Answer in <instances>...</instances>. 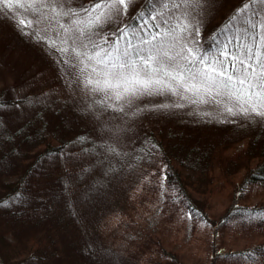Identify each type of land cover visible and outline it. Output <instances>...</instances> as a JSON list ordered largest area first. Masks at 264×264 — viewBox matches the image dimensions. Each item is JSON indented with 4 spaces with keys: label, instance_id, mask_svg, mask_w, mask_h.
<instances>
[{
    "label": "trees",
    "instance_id": "trees-1",
    "mask_svg": "<svg viewBox=\"0 0 264 264\" xmlns=\"http://www.w3.org/2000/svg\"><path fill=\"white\" fill-rule=\"evenodd\" d=\"M225 2L221 0L217 11L208 12L202 20L197 39L203 49L214 48L212 35L228 23L245 0ZM88 3L72 0L73 7ZM143 3L136 0L122 23L127 24ZM0 29L4 31L0 34V55L5 54L6 65L14 74L9 83L0 85V110L11 107L16 113L17 104L27 106L16 121L0 113V199L17 192L24 197L23 204L0 207V264H142L137 258L140 252L120 254L111 243V235L105 241L102 231L92 226L95 221L98 226L105 213L94 209L96 196L104 192L119 202L128 189L148 180L147 176L153 183L162 177L166 193L158 192L157 196H163L167 205L174 202V212L186 214L193 229L198 223L222 234L228 227L254 222L263 227L264 215L259 213L264 212V203L237 201L250 189L264 191V126L259 120L210 119L201 125L163 121L149 126L146 119L154 110L145 103L133 110L135 114L117 113L106 135L98 132L95 123L85 120L81 108L75 106L78 103L64 93L54 69L27 38L4 25L1 18ZM81 136L88 140L77 142ZM240 143L242 147L236 152ZM101 144L114 145L119 155L106 152ZM154 144L158 148H153ZM60 159L63 170L52 166ZM64 177L69 191L65 190ZM218 178L220 186L215 185ZM226 186H231V200H236L213 220L208 215V203ZM66 191L73 198L72 204ZM241 210H257L258 214L253 218ZM78 222L90 229V238L105 253L102 257L96 258L89 251ZM157 244L150 251L164 258L157 264H184L176 252ZM139 246L143 251L147 244L143 241ZM261 246L264 241L256 235L248 238L247 245L225 251H220L213 240L206 264L246 262L237 256L226 258L225 253L248 249L253 250L251 261L262 260ZM15 248L22 249L15 256L4 255Z\"/></svg>",
    "mask_w": 264,
    "mask_h": 264
},
{
    "label": "snow or ice",
    "instance_id": "snow-or-ice-1",
    "mask_svg": "<svg viewBox=\"0 0 264 264\" xmlns=\"http://www.w3.org/2000/svg\"><path fill=\"white\" fill-rule=\"evenodd\" d=\"M135 2L89 0L73 7L72 0H0V16L11 19L21 35L61 54L57 63L89 97L82 115L99 118L108 110L127 115L139 110L136 101L162 96L177 100L159 108L215 104L220 119H259L264 126V8L258 6L264 0H245L212 35L213 49H203L197 39L212 0H144L123 24ZM196 114L213 117L206 110ZM87 140L77 137L80 143ZM100 147L119 155L114 145ZM23 203L20 192L0 199V207ZM233 256L251 261L253 250L225 253Z\"/></svg>",
    "mask_w": 264,
    "mask_h": 264
},
{
    "label": "rangeland",
    "instance_id": "rangeland-1",
    "mask_svg": "<svg viewBox=\"0 0 264 264\" xmlns=\"http://www.w3.org/2000/svg\"><path fill=\"white\" fill-rule=\"evenodd\" d=\"M220 1L221 0H212L211 7L207 13L215 11L216 7L219 6ZM222 1L226 4L225 0ZM258 6L264 8V5ZM23 11L24 9L21 8L20 12ZM17 15L19 16V13H17ZM0 18L8 28L15 32H19L11 19H6L3 16H0ZM19 18L23 17L20 16ZM0 34H4V31L1 29ZM50 35L55 37V31H52ZM24 37L27 38L30 43L29 45L34 46L54 69L58 78H60L57 81L60 83L64 93L71 96V99L76 102V104L78 103L80 108L86 107L87 104L90 103L89 97L81 90L79 82H73L75 81V76H66L63 66L57 63L58 59L61 58V54L56 51L55 48L46 47L43 43L38 44L28 36ZM58 43L59 41H57V44ZM6 61L5 54L0 55V85L4 82L9 83L11 77L14 76L10 66L6 65ZM173 100H177V98L173 97L171 100H168L162 96L144 97L141 100L136 101V104L139 105V107H142L145 103L152 106L151 109L154 111L151 116L146 119V121L149 122V126H155L163 121L201 125V123H208L210 119L221 121L245 120L240 117L220 119L215 115L217 111H220L215 104L200 105L199 108L196 105H188L182 108L157 107L161 104H170ZM178 102L184 103L183 101ZM24 107L27 108V106L21 107V105L15 107L16 113H14L11 107L3 108L0 110V113L4 116H13L15 118L11 121H16L17 117L24 114ZM204 110L212 112L213 117H202L201 115L196 114L197 112H202ZM117 113L119 112L101 111L99 112V118H96V115L90 112L84 115V118L86 121L89 120L95 123L98 127V132H104L107 135L109 134L108 128L111 127V123L116 122L115 117L118 116ZM241 147L242 143L238 144L235 149L237 150L236 152H239L238 150H240L239 148ZM52 166H57L63 170L61 159L58 165L52 164ZM153 169L154 168H152V170ZM146 178L148 180L138 183L132 189H128L124 194L123 199L119 202L114 201L113 195H106L104 192L100 197L96 196L94 200V209L99 212L105 211V213L99 218L98 226L97 221H95V227H92L96 230L102 231L101 239L105 241H109V235H111V239H113V242L111 241V243L120 254L135 251L137 253L140 252L138 253L139 256H137V258L140 259L142 264H157L159 260L164 261V258L161 257L158 252L154 251L153 254H151L150 251L152 247L155 248V246L158 245L157 243H160L168 250L176 252L184 264H206L210 241L214 240L220 251L243 247L247 245L248 238L254 237V235L264 241V225L263 227H257L258 225L256 222L253 224L250 223V225L247 226H237L235 228L228 227L223 230V234L221 232L213 233L212 228L203 223H198L196 228L193 229L191 226V219L186 214H181L179 210L174 212L172 209L175 204L174 202H169L167 205L163 201V196H157L158 192L162 195L166 193V189L161 179L162 177L155 183L152 182L149 176ZM156 178L158 179V176ZM63 181L66 187L65 190L69 191L65 177L63 178ZM1 182L2 180H0V183ZM215 185H221L219 178L216 180ZM151 187L155 189V192ZM68 191H66L67 200L69 204H72L73 198ZM232 197L231 186L219 189V191H217V193L211 198L210 203H208V215L213 220H217L224 212V209L236 200L232 201ZM92 200L93 199L91 198V202ZM237 201L248 205L264 203V191L250 189L242 198H238ZM96 219H90V222ZM78 224L89 251L96 258L102 257L105 253L102 252L97 243L90 238V229L86 226H82L79 222ZM96 226L98 228H96ZM11 240L13 241L12 238ZM143 241L146 242L147 246L141 251L142 248L139 245L143 243ZM13 246L14 245L11 247L13 248ZM21 249L22 248L10 249L5 251L4 255L9 257H12L13 255L15 256L16 253H20ZM236 264H264V259L258 261H240Z\"/></svg>",
    "mask_w": 264,
    "mask_h": 264
}]
</instances>
